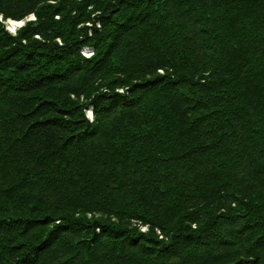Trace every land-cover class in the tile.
Masks as SVG:
<instances>
[{
    "label": "trees",
    "instance_id": "1",
    "mask_svg": "<svg viewBox=\"0 0 264 264\" xmlns=\"http://www.w3.org/2000/svg\"><path fill=\"white\" fill-rule=\"evenodd\" d=\"M0 19V264H264V0Z\"/></svg>",
    "mask_w": 264,
    "mask_h": 264
},
{
    "label": "rangeland",
    "instance_id": "2",
    "mask_svg": "<svg viewBox=\"0 0 264 264\" xmlns=\"http://www.w3.org/2000/svg\"><path fill=\"white\" fill-rule=\"evenodd\" d=\"M35 18L33 15H30L29 17L25 18L24 20H21V21H12V20H7L4 24H5V29L11 33V34H15L16 30L19 29L20 27L24 26V24L27 22V21H33ZM1 20V19H0ZM10 21H12L13 23L16 24V26H11L10 25ZM12 28V29H11ZM14 28V29H13ZM82 54L85 56V57H89L92 52L91 51H88V52H82ZM87 116L88 118L91 120L92 119V114L90 111L87 112ZM141 231H146V227H141L140 228Z\"/></svg>",
    "mask_w": 264,
    "mask_h": 264
},
{
    "label": "bare ground",
    "instance_id": "3",
    "mask_svg": "<svg viewBox=\"0 0 264 264\" xmlns=\"http://www.w3.org/2000/svg\"><path fill=\"white\" fill-rule=\"evenodd\" d=\"M9 23H10V25L13 26V27L16 26V24L13 23L12 21H10ZM11 29H12V28H11ZM13 29H14V28H13ZM84 52H87V51H84Z\"/></svg>",
    "mask_w": 264,
    "mask_h": 264
}]
</instances>
